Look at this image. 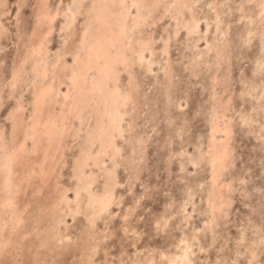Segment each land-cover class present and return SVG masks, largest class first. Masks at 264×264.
<instances>
[{
    "label": "rangeland",
    "instance_id": "obj_1",
    "mask_svg": "<svg viewBox=\"0 0 264 264\" xmlns=\"http://www.w3.org/2000/svg\"><path fill=\"white\" fill-rule=\"evenodd\" d=\"M0 178V264H264V0H0Z\"/></svg>",
    "mask_w": 264,
    "mask_h": 264
},
{
    "label": "bare ground",
    "instance_id": "obj_2",
    "mask_svg": "<svg viewBox=\"0 0 264 264\" xmlns=\"http://www.w3.org/2000/svg\"><path fill=\"white\" fill-rule=\"evenodd\" d=\"M85 2V1H84ZM79 5V4H78ZM97 6V5H96ZM67 11V10H66ZM70 12V11H69ZM68 13V12H67ZM73 14V13H72ZM115 14V13H114ZM56 15V14H55ZM75 15V14H74ZM104 16V15H103ZM114 16H116V15H114ZM91 19V18H90ZM92 21V20H91ZM93 22V21H92ZM108 23V22H107ZM110 23V22H109ZM104 29V28H103ZM86 32V31H85ZM100 36L101 37H95V39L96 38H98L99 40H101L102 38H105L104 40H103V42H105L106 44L105 45H108L107 46V49L108 48H113L114 46H115V42L117 41L116 40V36H117V32L115 31V32H106V35H104L103 33H100ZM91 39V38H90ZM94 39V38H93ZM89 43V42H88ZM89 46H90V44H89ZM98 47V46H97ZM103 47V46H102ZM89 49V48H88ZM103 50V49H102ZM111 50V49H110ZM104 51V50H103ZM105 52V51H104ZM102 53V52H101ZM105 53H107V52H105ZM113 57V56H112ZM114 58V57H113ZM80 59V58H79ZM89 61H88V64H86L87 65V68L86 69H91L90 68V65H89ZM34 72V71H33ZM87 72L85 71L84 72V70L80 73V77L82 78L83 76H85V74H86ZM90 75V74H89ZM104 76V75H103ZM95 77H97V76H95ZM88 78V77H87ZM80 83V82H79ZM93 87V86H92ZM73 88V87H72ZM79 88L81 89L82 88V86H81V83L80 84H78V90H79ZM95 88V87H94ZM99 88V87H98ZM112 89V88H111ZM40 96V95H39ZM118 96H120V95H118ZM124 96V95H123ZM35 97V96H34ZM121 97V96H120ZM38 100H40L39 98H38ZM42 101V100H41ZM36 102V101H35ZM104 103V102H103ZM43 104V103H42ZM40 105V104H39ZM120 106V105H119ZM41 108V107H40ZM70 109V108H69ZM41 113V112H40ZM111 113H113V111L111 112ZM116 117V116H115ZM55 124V123H54ZM91 125V124H90ZM51 127V126H50ZM52 130V129H51ZM46 131V130H45ZM32 133V132H31ZM46 133H48V132H46ZM56 134V133H55ZM55 142V141H54ZM47 147V146H46ZM3 167V166H2ZM4 168V167H3ZM1 179V178H0ZM4 191V190H3Z\"/></svg>",
    "mask_w": 264,
    "mask_h": 264
}]
</instances>
